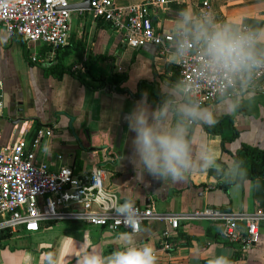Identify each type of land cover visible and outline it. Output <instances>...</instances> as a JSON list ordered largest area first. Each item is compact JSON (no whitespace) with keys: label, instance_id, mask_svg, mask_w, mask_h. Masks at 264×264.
I'll return each instance as SVG.
<instances>
[{"label":"crops","instance_id":"0c3cea01","mask_svg":"<svg viewBox=\"0 0 264 264\" xmlns=\"http://www.w3.org/2000/svg\"><path fill=\"white\" fill-rule=\"evenodd\" d=\"M81 1L68 0L69 4ZM144 1L114 0L124 10ZM204 1L174 0L165 6L149 4L147 10L155 30L161 33L169 32L177 12L185 7L197 12L211 10L220 20L242 15L249 23L264 25V0H207V10ZM70 21L68 45L58 49L27 44L20 37L1 32L4 107L0 111V148L22 138L28 150L35 152L36 161L51 170L68 166L77 177L88 178L94 168L103 169L104 184L116 191L120 203L131 196L135 204L156 212L157 218L140 225L135 241L154 246L157 264H211L221 254L232 264H264V218L259 222L258 243L245 253L221 236L217 222L201 218L180 219L173 236L179 245L174 249L162 246V232L171 217L206 207L264 212V178L250 176L248 159L242 158L248 173L242 185L228 184L222 175L242 146L264 150V84L248 91L251 99L234 112H226L217 102L208 104L220 113L221 132L210 133L208 126L197 125L192 142L196 152L201 144L212 149L215 165L162 184L147 173L138 175L129 162L133 134L125 117L145 94L149 105L159 103V82L178 79V63H170L161 47L127 46L110 24L93 19L87 10H72ZM80 62L86 64L89 74L54 68L57 63L70 67ZM112 72L125 77L121 85L124 92L111 84L93 88L99 84L97 76L107 77ZM49 128L52 134L33 146L36 133ZM123 233L75 221L50 222L34 233L7 232L0 239V264H83L88 256H106L118 248ZM178 233L189 236L190 244L178 238Z\"/></svg>","mask_w":264,"mask_h":264},{"label":"built area","instance_id":"2783aa9c","mask_svg":"<svg viewBox=\"0 0 264 264\" xmlns=\"http://www.w3.org/2000/svg\"><path fill=\"white\" fill-rule=\"evenodd\" d=\"M174 0H146L129 9L119 8L114 0H90L87 10L93 19L110 24L122 41L132 48L144 44L168 47L171 36L155 30L147 5L165 6ZM208 7V1L202 3ZM68 0H0V34L20 37L27 44H44L52 49L68 45L71 9ZM194 58L178 63L179 78L191 79L195 72ZM72 73L84 74L82 63L74 64ZM264 84V74L257 78L254 91ZM205 104L215 102L205 88L200 93ZM4 107L3 82L0 78V111ZM52 130H39L33 146L49 137ZM106 172L91 170L85 183L68 166L51 170L47 164L37 162L35 152L28 150L24 139H17L10 147L0 148V235L23 230L38 232L42 225L57 221H75L115 232H133L115 212L121 204L116 191L105 186ZM137 223L140 225L157 218L152 207L135 204ZM183 218H201L217 222L221 236L239 252H248L259 241V222L264 212H232L214 207L194 211L190 215L169 218L162 232L163 249H170L168 239L177 232ZM1 241V240H0Z\"/></svg>","mask_w":264,"mask_h":264},{"label":"clouds","instance_id":"9594fccd","mask_svg":"<svg viewBox=\"0 0 264 264\" xmlns=\"http://www.w3.org/2000/svg\"><path fill=\"white\" fill-rule=\"evenodd\" d=\"M169 34L171 41L165 50L168 61L182 63L194 58L192 78L160 81L159 103L149 105L145 94L125 117L133 134L129 162L138 175L147 173L162 184L215 165L214 151L201 144L196 152L192 142L197 125L214 126L220 116L201 100V91L206 88L226 112H234L251 99L248 91L264 74V25L249 23L242 15L220 20L211 10L197 12L185 7L172 20ZM222 175L226 183L240 186L248 173L244 162L235 159ZM114 210L133 226V232L123 233L121 245L110 254L88 256L83 264H157L154 246L135 241L134 199L126 197ZM211 264L232 261L221 254Z\"/></svg>","mask_w":264,"mask_h":264},{"label":"trees","instance_id":"16d2710c","mask_svg":"<svg viewBox=\"0 0 264 264\" xmlns=\"http://www.w3.org/2000/svg\"><path fill=\"white\" fill-rule=\"evenodd\" d=\"M22 41V40H21ZM84 66L85 70V75L89 74L88 67L84 62H80ZM74 65V64H73ZM55 70H60L61 72H67L69 71L72 73L70 67H64L60 63H57L55 65ZM80 77V76H79ZM96 79L98 80V85L93 86L94 89L101 88L105 86V84H111L112 86L115 87L116 90L118 91H125V88L121 87V85L125 81V77L122 74H117L115 72L110 73L107 77L104 76H97ZM207 131L210 133H220L221 132V121H218L216 127L211 126V127H206ZM236 135V132L235 134ZM234 159H239L242 160V158L248 159L250 162V176L253 177H260L264 178V150L256 149V148H249L242 146L235 154H234ZM228 185L226 184L224 186V189H227ZM6 237L5 234L0 235V239ZM177 237H170L167 241L170 244V249H174L177 245H179L178 240L176 239ZM178 238H181L184 240L185 244H190L191 238L183 233H178Z\"/></svg>","mask_w":264,"mask_h":264},{"label":"water","instance_id":"95a60500","mask_svg":"<svg viewBox=\"0 0 264 264\" xmlns=\"http://www.w3.org/2000/svg\"><path fill=\"white\" fill-rule=\"evenodd\" d=\"M89 1L90 0H82L80 3H72V4H69L68 8L71 9V10H74V9H88L89 7ZM213 174H216V171H212ZM82 183H85L86 180H87V177H81L80 178Z\"/></svg>","mask_w":264,"mask_h":264}]
</instances>
